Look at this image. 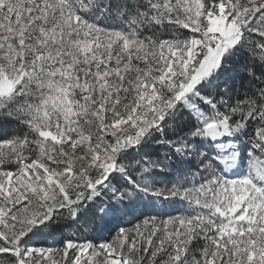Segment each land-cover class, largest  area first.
Here are the masks:
<instances>
[{
	"label": "snow or ice",
	"instance_id": "1",
	"mask_svg": "<svg viewBox=\"0 0 264 264\" xmlns=\"http://www.w3.org/2000/svg\"><path fill=\"white\" fill-rule=\"evenodd\" d=\"M0 264H264V0H0Z\"/></svg>",
	"mask_w": 264,
	"mask_h": 264
}]
</instances>
